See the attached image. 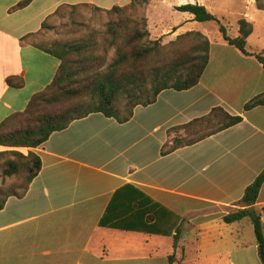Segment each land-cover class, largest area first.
Instances as JSON below:
<instances>
[{
	"label": "crops",
	"instance_id": "obj_1",
	"mask_svg": "<svg viewBox=\"0 0 264 264\" xmlns=\"http://www.w3.org/2000/svg\"><path fill=\"white\" fill-rule=\"evenodd\" d=\"M22 1L0 0V124L24 111L61 65L40 48L52 38L43 24L64 6L111 10L132 2L34 0L18 9ZM217 2L153 0L143 7L153 37L173 27L176 39L200 31L183 29L196 22L190 14L172 25L171 8L200 4L215 15ZM259 13L255 0H245L240 19L253 25L251 52L264 51ZM17 78L24 82L20 89L8 83ZM263 94L264 67L256 57L210 41L209 64L194 88L163 91L125 124L92 114L54 133L30 150L41 159L39 175L0 211V264H168L179 228L182 264H262L255 231L246 239L251 222L223 218L244 209L237 203L264 173V106L245 111ZM217 109L243 120L168 151L188 136L186 129L199 136L214 126L207 118ZM253 208L264 225V185Z\"/></svg>",
	"mask_w": 264,
	"mask_h": 264
},
{
	"label": "trees",
	"instance_id": "obj_2",
	"mask_svg": "<svg viewBox=\"0 0 264 264\" xmlns=\"http://www.w3.org/2000/svg\"><path fill=\"white\" fill-rule=\"evenodd\" d=\"M34 0H23L17 5L22 9ZM153 0H132L127 7L115 6L111 10L94 7L109 15L105 36L100 42L96 37L65 43L59 47L40 48L61 62L51 84L35 94L26 109L14 113L0 124V147L13 158L7 159L2 167L5 177L18 176L23 180L22 190L7 195L1 194L0 211L9 197L21 196L20 192L29 189L30 184L39 175L42 162L34 152H24L43 145L54 133L66 130L73 122L87 118L92 114H102L125 124L134 117L139 106L148 107L157 102L159 95L166 90L186 91L197 86L209 64L210 41L200 32L180 35L167 47L159 41H149L146 19L141 22L128 14L129 10L140 9ZM259 10L264 11V0H255ZM77 8V6H73ZM78 7L92 6L88 4ZM179 13H187L199 23L215 22L219 25L223 40L248 56H254L264 67V51H249L248 39L253 33V25L245 18L238 21V35L228 34L226 26L200 4H185L175 8ZM44 30H51L49 24H43ZM104 43V44H103ZM190 43V44H187ZM103 48L97 53L99 46ZM115 49L109 62L110 50ZM9 85L20 89L22 79H10ZM264 106V94L254 98L245 107V111ZM224 115V122L212 132L197 136L195 139H175L174 145H167L168 151L189 146L197 141L226 130L242 122L240 116ZM189 127V126H186ZM168 153L167 151L163 154ZM264 185V173L245 191L237 206L244 208L223 218L224 223L234 224L244 220L252 223L255 231L259 255L264 264V225L261 212L253 206L259 199ZM180 228L175 236V252L169 256L168 264H182L176 251L180 244Z\"/></svg>",
	"mask_w": 264,
	"mask_h": 264
},
{
	"label": "rangeland",
	"instance_id": "obj_3",
	"mask_svg": "<svg viewBox=\"0 0 264 264\" xmlns=\"http://www.w3.org/2000/svg\"><path fill=\"white\" fill-rule=\"evenodd\" d=\"M70 1H83V0H70ZM102 1V0H101ZM178 0H171V3L177 2ZM217 7L215 10V15L221 21L222 25L226 26L228 29V34L232 37L237 35V21L240 19V13L242 9H245V0H216ZM185 2V1H184ZM144 7L136 10H129L128 14L131 18L137 19L140 22L146 19L147 30L149 31V41L155 42L159 41L160 44L164 47L169 46L172 42H175L176 39L172 38L173 33H175L176 28L171 27V33L166 34L161 37L152 36L149 30V24L147 18L145 16V8ZM144 10V11H143ZM171 24L175 25L182 21L184 15L175 11V8H171ZM58 18L53 20L49 26L52 27V38L49 39V42H43L48 47L55 48L64 45L65 43H72L80 39H88L90 37H96L100 42H102V38L105 36L106 32V24L109 21V15L105 11H97L94 7H62L57 13ZM168 17V13L166 14ZM166 17V18H167ZM256 18L261 22L258 26L260 30L264 32V13H259ZM155 25V24H154ZM154 28V27H153ZM183 29H194L196 31H200L205 34H209L210 41L223 40V36L220 33L219 25L215 22H207V23H199L195 22L193 24H189L188 26H183ZM157 33L155 29H153V34ZM171 36V40L169 38ZM104 44V43H103ZM190 44V43H187ZM103 46L100 45L98 48V52L102 50ZM115 49L110 50L109 62L114 57ZM212 121H215L214 126L209 129L203 131L200 135H204L211 130H216L220 127V124L224 122L225 118L221 112H217L214 117L211 118ZM209 125V124H208ZM188 136L185 138L187 140L197 138V134H192L190 129H186ZM179 132V131H178ZM199 135V136H200ZM31 149H27L29 152ZM0 152H6L5 149H0ZM13 158L10 153H5V155L0 156V190L1 194L7 195L14 191L18 192L22 190L23 180L18 176L13 177H5L3 175L2 167L4 162ZM0 194V195H1ZM246 239L251 238V234H254V227L250 223H246ZM167 242V241H166Z\"/></svg>",
	"mask_w": 264,
	"mask_h": 264
}]
</instances>
